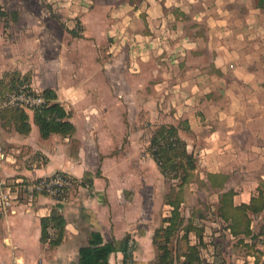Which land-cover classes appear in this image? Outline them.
Returning <instances> with one entry per match:
<instances>
[{
	"label": "crops",
	"instance_id": "0c3cea01",
	"mask_svg": "<svg viewBox=\"0 0 264 264\" xmlns=\"http://www.w3.org/2000/svg\"><path fill=\"white\" fill-rule=\"evenodd\" d=\"M191 1L149 0L151 34H135V38L141 47L152 43L157 50L130 53L137 66L130 70L135 74L113 65L88 68L80 82L61 78L35 88L57 92L58 102L75 126L73 133L43 137L31 109L27 110L29 133L0 125V155L4 153L0 179L31 181L58 171L84 179L65 200L36 194L29 201L24 195L14 202L15 212L0 215L2 264H77L79 250L93 231L101 232L105 242L115 243L111 264H155L158 248L154 238L157 228L167 225L163 218L173 209L166 201L172 183L165 184L168 179L156 160L138 146L141 129L138 131L135 123L140 106L145 107L148 121L160 119L175 125L184 121L190 126L193 134L186 136L188 147L197 154L200 177L216 193V208L220 194L229 189L235 206L250 204L260 188L264 190V3L212 0L204 3L207 13L202 14L195 6L199 0ZM180 11H191L195 25L205 23L206 34H185ZM124 33L118 36L121 42L126 40ZM151 55L157 64L152 72L140 61ZM120 58L112 57L114 61ZM144 67L150 77L142 84L138 79L146 72ZM92 76L95 89L85 84ZM154 88L160 90L163 112L153 108ZM122 89L128 90L126 97H122ZM138 90H143V99ZM209 174L216 182L221 179L215 175L227 176L224 186H212ZM166 206L170 209L160 214ZM54 210L65 218V233L62 241L52 246L41 239V218ZM247 213L250 233L233 235L224 227L232 241L230 253L224 258L220 243H214L207 255L202 248L204 262L264 264V208ZM183 234L181 231L179 236ZM130 237L136 239V246L127 261L125 245ZM189 238L191 243L199 242L194 230Z\"/></svg>",
	"mask_w": 264,
	"mask_h": 264
},
{
	"label": "rangeland",
	"instance_id": "374dc122",
	"mask_svg": "<svg viewBox=\"0 0 264 264\" xmlns=\"http://www.w3.org/2000/svg\"><path fill=\"white\" fill-rule=\"evenodd\" d=\"M201 1L196 2L195 6L196 10L204 14L206 12L203 8L204 3L208 5L212 0ZM148 5L149 0H0V125L4 127V107L7 106L5 103L9 95L16 90L4 95L5 85L7 83L10 86L12 77H18V74L25 76L34 89L52 85L61 78L68 79L69 82L73 79L75 82H80L83 75L85 76L83 70L87 71L88 68H105L113 65L135 74L134 70H130L131 67H137L134 59L131 60L130 53L157 50L152 43L151 48L145 43H142L143 47H141L140 42L135 38V34H151V31H148L151 29H148ZM179 13L185 18L183 25L185 34L192 31L194 32L188 35L206 34V24L197 22L198 24L195 25L191 11ZM120 33H124L125 41L121 42V39H118ZM152 55L149 58H140L151 72L157 67L155 57ZM118 56H121L119 61L112 59ZM156 61L158 62V59ZM146 67L142 77L141 72H138L140 73L138 81L142 84L150 77ZM93 77L85 84L95 89L96 84H93L95 82H91ZM111 77L112 75L109 77L110 83ZM153 77L155 79L158 74L154 72ZM149 81L155 82L153 79ZM140 82H137L138 87ZM33 83L35 86H32ZM121 83L125 82L121 81ZM122 91V97H126L128 90L122 89ZM153 91V108L163 112L165 106L161 105L160 90L154 88ZM106 94L110 93L106 92ZM137 95L142 96L143 99V90H138ZM144 112H146L144 106L136 108L138 119L135 125L138 131L141 129L137 141L138 146L146 148L150 154L151 135L159 126L167 123H162L160 119L148 121L149 118L147 120L144 118ZM147 112L151 113V111ZM183 122L181 121L183 133L180 135L187 142L186 136L191 137L193 132L190 126ZM189 149L198 159L194 150ZM198 166L199 159L197 169ZM197 169L192 180V183L194 181L195 183L185 187L182 214L186 220L195 222L194 225L197 227H203L206 237L203 244L204 255L210 253V245L220 243V255L225 258L230 253L232 241L225 232L224 222L218 217L216 193L204 178L200 177ZM165 182L166 185H170L169 180ZM169 209V206L164 207L160 214ZM180 237L174 238L173 248L182 244ZM3 259L4 248L0 245V264Z\"/></svg>",
	"mask_w": 264,
	"mask_h": 264
},
{
	"label": "trees",
	"instance_id": "16d2710c",
	"mask_svg": "<svg viewBox=\"0 0 264 264\" xmlns=\"http://www.w3.org/2000/svg\"><path fill=\"white\" fill-rule=\"evenodd\" d=\"M261 4L264 0H261ZM12 77L10 86L6 83L4 95L12 92L20 85L31 86L25 76ZM47 99L42 106L35 108L34 121L39 126L41 135L48 137L52 133L71 134L75 131L74 124L69 119V113L58 102V94L54 89L46 88L39 91ZM28 109L21 106L4 107V125L15 126L21 133L27 134L31 130ZM185 123V122H183ZM187 125V124H186ZM181 122L178 125L167 123L154 130L151 138L149 151L156 160L162 174L172 183L166 201L172 204L171 215L163 218L167 225L157 228L154 241L158 248V256L155 264H175L181 256L180 264H218L217 262H204L201 256L204 247V229L197 227L193 221L186 220L180 210L181 202L185 200V187L194 178L198 159L188 148L187 142L180 135ZM221 181L216 182L214 175L208 178L212 186L223 187L227 176L219 174ZM233 190L229 189L220 194V201L216 208L219 217L224 222V227L229 228L233 235L241 232L250 233L251 218L247 211L254 213L264 208V190L260 188L258 196H254L250 204L235 206L232 202ZM226 223V224H225ZM42 241L49 242L52 246L58 245L65 233V218L54 210L50 216L41 218ZM195 231L199 239L198 243H191L189 233ZM50 231L53 235L50 236ZM181 231L182 245L172 247L175 237H179ZM184 243V244H183ZM181 245V246H182ZM127 244L125 245V251ZM116 251L113 241L105 242L101 232L93 231L86 245L79 250L77 264H111L110 255Z\"/></svg>",
	"mask_w": 264,
	"mask_h": 264
},
{
	"label": "built area",
	"instance_id": "2783aa9c",
	"mask_svg": "<svg viewBox=\"0 0 264 264\" xmlns=\"http://www.w3.org/2000/svg\"><path fill=\"white\" fill-rule=\"evenodd\" d=\"M47 99L31 86L20 85L9 95L7 106H21L34 110L45 104ZM4 158V153L0 155ZM84 179H76L70 174L62 171L55 172L48 176L32 179L31 181L15 180L8 182L0 179V215L15 212L12 208L14 202L18 203L25 195L31 201L36 194H45L57 200H65L71 190L77 185H82ZM53 232L50 231V236ZM136 246V239L130 237L127 242V261L131 259ZM22 264V263H14Z\"/></svg>",
	"mask_w": 264,
	"mask_h": 264
}]
</instances>
